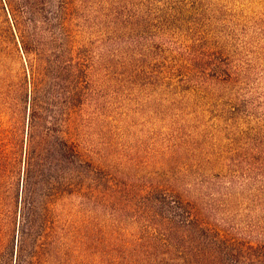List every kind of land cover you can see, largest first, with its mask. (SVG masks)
Listing matches in <instances>:
<instances>
[{"label": "rangeland", "instance_id": "obj_1", "mask_svg": "<svg viewBox=\"0 0 264 264\" xmlns=\"http://www.w3.org/2000/svg\"><path fill=\"white\" fill-rule=\"evenodd\" d=\"M79 1L94 63L89 139L104 169L190 172L203 154L222 157L228 223L239 235L264 234V0ZM8 13L0 0V25ZM2 49L0 146L9 138L11 150L0 165V253L15 257L26 237L30 249H47L48 235L70 236V264H95L89 201L74 195L49 213L39 185L35 215H26L28 105L14 100L25 69L13 45Z\"/></svg>", "mask_w": 264, "mask_h": 264}, {"label": "trees", "instance_id": "obj_2", "mask_svg": "<svg viewBox=\"0 0 264 264\" xmlns=\"http://www.w3.org/2000/svg\"><path fill=\"white\" fill-rule=\"evenodd\" d=\"M3 2L9 13L0 25V54L13 45L25 69L14 100L28 105V219L35 215L36 188L42 185L49 213L59 202L67 210L74 195L91 203L95 264H264V234L235 233L221 209L227 177L222 174L228 168L224 158L203 154L190 162V172L179 164L178 171L166 169L164 163L144 167L137 176L120 166L104 169L103 153H96L88 132L94 119L88 109L94 63L87 29L80 23L81 2ZM228 112L229 119L237 114L236 108ZM10 150L6 138L0 165L7 164ZM50 224L53 230L56 221ZM69 238L48 235L47 249H30L26 237L15 257L12 251L8 258L0 253V264H70Z\"/></svg>", "mask_w": 264, "mask_h": 264}]
</instances>
